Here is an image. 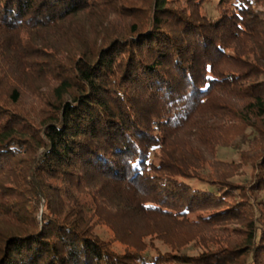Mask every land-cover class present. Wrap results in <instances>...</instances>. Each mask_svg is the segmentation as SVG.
I'll return each mask as SVG.
<instances>
[{
	"label": "trees",
	"instance_id": "1",
	"mask_svg": "<svg viewBox=\"0 0 264 264\" xmlns=\"http://www.w3.org/2000/svg\"><path fill=\"white\" fill-rule=\"evenodd\" d=\"M262 6L0 0V264H264Z\"/></svg>",
	"mask_w": 264,
	"mask_h": 264
},
{
	"label": "rangeland",
	"instance_id": "2",
	"mask_svg": "<svg viewBox=\"0 0 264 264\" xmlns=\"http://www.w3.org/2000/svg\"><path fill=\"white\" fill-rule=\"evenodd\" d=\"M126 0H115V5H118V3L120 2H125ZM128 2V0H127ZM136 2V1H135ZM132 3V2H129ZM255 12H257L258 14H260L263 17L264 14V6L259 7L255 10ZM88 15H91V13H89ZM87 15V16H88ZM98 17L96 14L92 15V17ZM108 18H104V21H106L109 25H111V28L113 29V27L117 26H123L127 20V18H124L122 16H117L115 14H107ZM90 18V17H88ZM76 19H80L82 21V23L84 21H87V17L85 16V13H80L79 17ZM113 26V27H112ZM33 78H28L27 80H25L24 83H28L32 80ZM44 83L41 82V85H43ZM41 92H43V90H40ZM35 95L36 92H33L31 90H27L26 94L24 95L23 99L21 100V102L17 105V106H13L14 108L18 109V110H24L25 112H27V115L29 116L28 113L35 115L36 111L38 110L39 105L37 104V100H35ZM234 134H237V131L233 132ZM237 140V138H235ZM232 142L230 145H225V146H218L216 151H214V153H205V156L208 159H211L213 162V165H215L214 168H216L218 171H226L228 170L230 173L229 174H238L239 177L243 176L244 174H251L252 170H253V164L255 163V156L259 155L261 152L263 151H247V152H243V156L247 157V158H243V156H240V154L238 153L240 149H238V142L237 141ZM242 157V158H241ZM232 162V168L230 171L229 168L226 165H222L221 163H230ZM210 163L211 161H208L204 163V166H206V170H211L213 168L210 167ZM243 175H242V174ZM238 179V178H237ZM193 184L197 185V186H202L201 184H199L198 182H194ZM245 190H248L247 188H245ZM252 197V201H257L258 199H264V189L253 192L251 194ZM95 231L97 233H99L102 237H104L107 240H111L112 239V232L111 230L105 226V225H97L95 227ZM221 234V233H219ZM230 237H232L233 239H238L241 238L242 235H231ZM219 240V239H218ZM112 241V240H111ZM112 246L119 250L122 251L123 250V245H121L118 242H112ZM159 248L164 249L165 246H162L158 243Z\"/></svg>",
	"mask_w": 264,
	"mask_h": 264
}]
</instances>
